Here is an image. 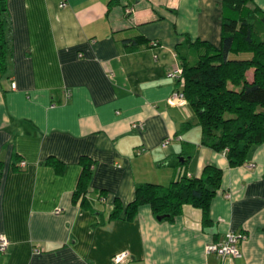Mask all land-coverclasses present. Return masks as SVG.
<instances>
[{
  "label": "crops",
  "instance_id": "0c3cea01",
  "mask_svg": "<svg viewBox=\"0 0 264 264\" xmlns=\"http://www.w3.org/2000/svg\"><path fill=\"white\" fill-rule=\"evenodd\" d=\"M5 1L12 54L0 72V235L9 245L0 264H114L124 251L123 264H264V143L231 167L202 144L190 104L168 101L183 88L170 76L182 67L179 44L220 46L224 0ZM253 6L264 13V0ZM140 36L148 41L134 44ZM83 157L92 175L86 200L75 201ZM178 161L193 177L207 164L223 170L209 222L191 204L174 220L148 204L133 220L111 217L137 184L178 178ZM230 232L247 236L241 257L206 253Z\"/></svg>",
  "mask_w": 264,
  "mask_h": 264
},
{
  "label": "trees",
  "instance_id": "16d2710c",
  "mask_svg": "<svg viewBox=\"0 0 264 264\" xmlns=\"http://www.w3.org/2000/svg\"><path fill=\"white\" fill-rule=\"evenodd\" d=\"M224 5L220 46L187 38L177 47V54L183 67L179 82L198 115L202 144L224 152L230 166L235 167L247 163L251 150L264 143V13L253 6V0H224ZM147 41L140 36L133 43ZM127 42V49H132L133 45ZM241 53L251 56L240 58ZM11 54L9 12L6 1L0 0L1 73L7 72ZM251 68L254 80L249 82L246 72ZM191 125L184 123L183 129ZM81 161L83 169L75 201L86 200L92 175V162L86 157ZM178 164L183 169L180 161ZM188 174L183 169V174L169 185L137 184L134 200L124 207L117 199L111 217L116 219L123 214L125 220H133L139 207L148 204L155 217L174 220L183 205L191 204L202 210L204 223L209 222L211 203L221 187L223 170L207 164L200 177Z\"/></svg>",
  "mask_w": 264,
  "mask_h": 264
},
{
  "label": "built area",
  "instance_id": "2783aa9c",
  "mask_svg": "<svg viewBox=\"0 0 264 264\" xmlns=\"http://www.w3.org/2000/svg\"><path fill=\"white\" fill-rule=\"evenodd\" d=\"M66 3H61V7L65 6ZM133 7H128L126 9V12L131 14L133 13ZM154 46L158 45L157 42L152 43ZM183 74V67H178L174 69L171 73L170 76L173 78H176L179 80ZM13 86H15L14 83H12ZM169 103L178 107H184L186 106L189 102L188 99L184 93V91L181 88L175 89L172 93L171 96L168 99ZM140 127L143 128V124H140ZM172 140L171 137H167L163 140L162 146H167L170 141ZM142 150H139L138 153H141ZM20 165L24 167L26 165L25 161H21ZM183 174V173H182ZM180 174V176L182 175ZM188 176H191L188 174ZM246 234L244 233H235V232H230L227 235V239L224 242H213L205 247L206 253H215L222 257L223 259L227 257H232V258H238L242 256V251H241V243L246 239ZM9 245V239L5 235H0V251L5 250ZM37 252H41L42 249L37 248ZM130 258V254L128 251H124L122 253L116 254L112 258V262L114 264H123L125 261H127Z\"/></svg>",
  "mask_w": 264,
  "mask_h": 264
},
{
  "label": "rangeland",
  "instance_id": "374dc122",
  "mask_svg": "<svg viewBox=\"0 0 264 264\" xmlns=\"http://www.w3.org/2000/svg\"><path fill=\"white\" fill-rule=\"evenodd\" d=\"M199 124V119H198V115L196 114V112L194 111V124Z\"/></svg>",
  "mask_w": 264,
  "mask_h": 264
},
{
  "label": "water",
  "instance_id": "95a60500",
  "mask_svg": "<svg viewBox=\"0 0 264 264\" xmlns=\"http://www.w3.org/2000/svg\"><path fill=\"white\" fill-rule=\"evenodd\" d=\"M163 218H164V216H159V217H158V219H163Z\"/></svg>",
  "mask_w": 264,
  "mask_h": 264
}]
</instances>
